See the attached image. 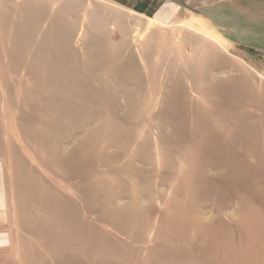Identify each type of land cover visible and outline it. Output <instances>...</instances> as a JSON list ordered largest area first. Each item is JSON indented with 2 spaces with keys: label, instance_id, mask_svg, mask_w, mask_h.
<instances>
[{
  "label": "rangeland",
  "instance_id": "1",
  "mask_svg": "<svg viewBox=\"0 0 264 264\" xmlns=\"http://www.w3.org/2000/svg\"><path fill=\"white\" fill-rule=\"evenodd\" d=\"M107 1L0 0V264H264V0Z\"/></svg>",
  "mask_w": 264,
  "mask_h": 264
},
{
  "label": "crops",
  "instance_id": "2",
  "mask_svg": "<svg viewBox=\"0 0 264 264\" xmlns=\"http://www.w3.org/2000/svg\"><path fill=\"white\" fill-rule=\"evenodd\" d=\"M116 1H112V2L113 3H118V5H121V6L125 7V8L129 7L128 6L129 5L128 4L129 3L128 0H122L120 2V4H119L120 0H116ZM139 1H140V3H142L141 0H139ZM142 1H146V0H142ZM153 1H155V0H153ZM160 1L161 2L158 3V6L154 8V13H155V15H154L155 17L154 18L155 19L154 18H149V19L156 20V21H159V22H160V20H165V19L169 18L173 13L179 11L180 5H184L182 2H184V1L186 3L189 2L188 0H160ZM107 2H109V0ZM126 9H129V8H126Z\"/></svg>",
  "mask_w": 264,
  "mask_h": 264
},
{
  "label": "bare ground",
  "instance_id": "3",
  "mask_svg": "<svg viewBox=\"0 0 264 264\" xmlns=\"http://www.w3.org/2000/svg\"><path fill=\"white\" fill-rule=\"evenodd\" d=\"M199 17V16H198Z\"/></svg>",
  "mask_w": 264,
  "mask_h": 264
}]
</instances>
